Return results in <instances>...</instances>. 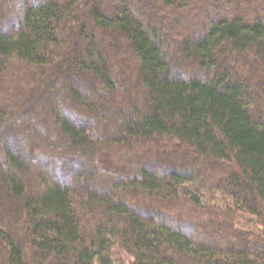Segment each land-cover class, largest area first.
Instances as JSON below:
<instances>
[{"label":"trees","instance_id":"trees-1","mask_svg":"<svg viewBox=\"0 0 264 264\" xmlns=\"http://www.w3.org/2000/svg\"><path fill=\"white\" fill-rule=\"evenodd\" d=\"M8 1L0 264H264V0Z\"/></svg>","mask_w":264,"mask_h":264},{"label":"rangeland","instance_id":"rangeland-1","mask_svg":"<svg viewBox=\"0 0 264 264\" xmlns=\"http://www.w3.org/2000/svg\"><path fill=\"white\" fill-rule=\"evenodd\" d=\"M32 2V0L30 1L29 0V3H30V5L31 6H33L34 4L33 3H31ZM128 2V4H129V6H131L132 8H135L137 11H139V12H142V10H141V8H140V5L137 3H135V4H133V1H131V0H128L127 1ZM3 6H5V8H9V9H14V13H18V11L20 10V4L18 3V1L17 0H9L7 3H4L3 4ZM244 10H245V8H244ZM228 11V13H229V9L227 10ZM264 11V10H263ZM248 13V12H247ZM204 20H205V18H203L201 21H199V22H197L196 21V23H195V21H193V22H191L190 23V21H185L184 22V27L187 25V24H190L189 25V27H187V28H190L192 31H200L202 28H203V22H204ZM189 22V23H188ZM1 23V22H0ZM164 23L166 24L165 26H171L172 24L170 23V20L168 21V19L167 18H165L164 19ZM195 23V24H194ZM15 23L12 21L11 23H10V25H12V27L14 28L15 27V25H14ZM158 25V24H157ZM7 28V27H5L6 29H7V31H10V30H12L13 28ZM0 28H2V27H0ZM6 29H4V30H6ZM162 31V30H161ZM70 36H71V38H73V34H70ZM99 40V39H98ZM108 41H110L109 39H107ZM178 41V40H177ZM110 43H111V41H110ZM65 53H67V51L65 52ZM64 53V54H65ZM110 50L108 51V54L110 55ZM71 54H73V50H72V52H71ZM249 66H251L250 64L249 65H247V64H241V66L240 67H238V69H239V73L240 72H242V71H244L245 70V68L246 67H249ZM261 65H259L258 64V66H255L256 67V69H255V71L256 70H258V69H260L261 67H260ZM254 67V68H255ZM67 69L68 68H66V72L67 73H74V72H71L70 70H68L67 71ZM114 76H116V77H118L121 73H119L118 72V69L117 68H114ZM119 73V74H118ZM261 73H262V71H261ZM260 73V74H261ZM254 78H258L257 76H254ZM119 79H120V81L121 80H123L122 78H120L119 77ZM264 78H261L260 79V82H264V80H263ZM261 80H263V81H261ZM259 80H256L255 82H254V85H253V88H252V91L255 93V98L256 97H258V98H256V103L254 104V109H255V107H258L259 106V108L257 109V110H260V112H258V113H256V115H258V116H263L264 117V94H261L260 92H259V90H258V88L260 89V87H257L256 86V84H257V82H258ZM123 83H124V81H123ZM79 84V82L77 83V85H76V87H77V89H80V86L78 85ZM47 91H50L51 92V90L50 89H48ZM256 91V92H255ZM49 92V93H50ZM259 92V93H258ZM4 97L5 96H3L2 98L4 99ZM38 97H39V102H41V104H42V107L44 108V109H47V105H48V100L50 99V97H49V95H44V93H39L38 94ZM93 97V96H92ZM98 100V99H97ZM4 107V105H2V103H0V107ZM93 134H95V133H93ZM56 142L57 143H61V140L59 141V138L56 140ZM31 157H29V158H27V159H30ZM92 159H93V161L94 162H96L98 165H100L102 168H105V164H104V161H103V159L101 158V159H99V156L98 157H92ZM85 160V159H84ZM85 182H92V180H90V179H86L85 180ZM223 201V200H222ZM222 201H220V200H214V201H211L210 202V204H212V205H215V204H219V206L220 207H222L223 208V206L224 205H226V204H228L229 203V201L228 202H226L223 206H222ZM239 217H242V219L240 220V219H238ZM238 221H240L239 223H237V228L238 229H240V230H242V231H244V232H259V231H262L263 230V225L260 223L261 221L259 220V219H257V218H255L254 216H252V215H250V214H243V215H241L240 216V214H239V216H237V218H236ZM237 221V222H238ZM131 262V258H129L126 254H120L118 257H117V259H115V264H129Z\"/></svg>","mask_w":264,"mask_h":264}]
</instances>
